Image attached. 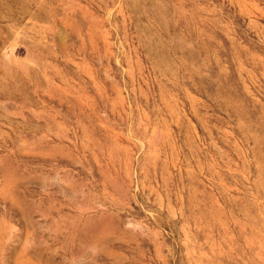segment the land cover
Here are the masks:
<instances>
[{"label":"rangeland","instance_id":"obj_1","mask_svg":"<svg viewBox=\"0 0 264 264\" xmlns=\"http://www.w3.org/2000/svg\"><path fill=\"white\" fill-rule=\"evenodd\" d=\"M0 264H264V0H0Z\"/></svg>","mask_w":264,"mask_h":264}]
</instances>
